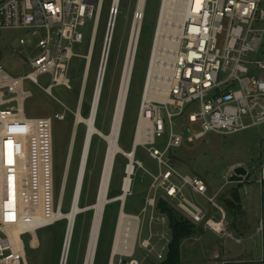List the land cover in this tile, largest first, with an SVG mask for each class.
I'll return each mask as SVG.
<instances>
[{"label": "built area", "instance_id": "1", "mask_svg": "<svg viewBox=\"0 0 264 264\" xmlns=\"http://www.w3.org/2000/svg\"><path fill=\"white\" fill-rule=\"evenodd\" d=\"M104 2L0 0V34H23L16 38L15 45L0 48V264H29L22 237L32 236L31 247L38 231L62 221L59 218L54 221L45 219V224L26 227L39 210L45 212L47 219L63 211L75 146V143L70 144L56 201L54 119L65 121L68 109L64 113H55L54 119L27 116L25 105L33 94L26 90L25 84L31 83L61 103L52 95V90L58 86L72 88L69 67L78 57L73 46L83 43L81 29L88 21L93 22L90 44L97 36ZM111 7L110 22L113 0ZM165 19L168 20V15ZM110 26L109 23V29ZM164 30L161 13L130 150L134 154L133 162L125 156L128 160L125 176L131 164L133 176L137 170L143 169L152 179L138 216L139 220L144 216V222L148 221V237L140 240L142 227H139L133 253L114 256L113 264L116 258H119V264H143L136 257L138 249L145 254L143 260L151 256L159 262L166 260L172 231L167 216L158 211L160 199L168 202L193 225L241 242L228 231V214L221 203V193L234 183L232 178L236 176V170L243 166H231L223 175L222 187L212 194L201 177L178 172L174 153L185 145L210 144L211 135L230 136L264 125V0H185L184 22L178 37H164ZM8 48L22 58L23 66L29 70L21 75L5 70L1 61L8 55ZM42 78L48 79V87L42 85ZM144 121L151 126V139L142 136L137 142L138 128ZM81 125L84 124L79 127ZM164 135H167L168 142L160 150L155 147L156 140ZM140 148L157 163V174L148 171L136 158ZM85 153L86 145H83L72 206ZM89 156L90 149L86 171ZM246 178L237 183L245 185ZM85 179L86 175L83 186ZM260 183H264V164ZM186 190L204 198L216 213L209 215L204 206L191 202ZM81 197L82 194L79 203ZM263 230L261 222L260 231ZM16 234L20 236L17 242L14 241Z\"/></svg>", "mask_w": 264, "mask_h": 264}, {"label": "rangeland", "instance_id": "2", "mask_svg": "<svg viewBox=\"0 0 264 264\" xmlns=\"http://www.w3.org/2000/svg\"><path fill=\"white\" fill-rule=\"evenodd\" d=\"M163 1L164 0H149L142 20L138 51L135 57L134 72L130 84L126 114L122 125V135L121 138H119L120 146L126 152L131 150L136 131L143 85L157 29L159 12L163 5ZM137 3L138 0H123L120 5V12L110 53V62L104 84V91L102 93L101 110H99L100 114L98 113L96 119V122L98 120V127L104 134H109L112 127L118 91L126 61L127 44L130 39L132 26L138 16L136 15ZM111 6L112 0H105L100 26L95 41L83 107L81 109V114L85 118L89 117L90 114L91 103L99 73V66L102 62L104 48L108 37L112 10ZM92 25V21L87 22V25L81 29L84 34L83 43L75 44L73 46V52L78 55V57H75L72 60L69 67V78L71 80L72 88L67 89L63 86H58L54 87L52 90V95L61 103H58L31 83L27 82L25 84L26 90L31 91L33 94V98L29 99L25 105V114L27 116L33 118L51 117L54 119L55 113H64L66 109H68V111L65 112V121L54 119L56 201L60 191L66 159L74 131L76 121L75 114L78 110V102L87 65L86 57L88 56L91 41ZM20 36H23V34L16 32H2L0 34V37H2V40H0V48H7L6 46L9 44L15 45L16 38ZM6 52L8 55L1 61V65L6 71L13 75H21L24 71L29 70L23 66L21 57L15 56L9 48ZM41 83L44 87H48L50 84L47 78H42ZM175 131L178 132L177 129ZM85 132L86 126L84 125H81L77 130V139L75 141L66 193L64 195V212H68L71 207ZM100 138L95 139V148L88 161V169L84 185L85 189L81 201V206L83 207H90L97 201L105 156L108 150L107 142L105 139L103 140V138ZM167 142V135H164L162 138L156 140L155 147L163 150L166 147ZM136 158L143 163L148 171L153 174L158 173L157 163L149 157L146 151L141 148L138 149ZM115 162L116 167L114 165V168L116 169V175L114 184L112 185V194H118L122 188V178L126 171L127 159L122 154H119L117 161L115 160ZM174 163L178 172L182 175H196L205 180L210 193L217 192L216 190L224 184L223 175L227 172L229 167L233 165H242L247 168L248 174H250L249 183L245 184L248 192L245 194L243 185H241L240 195L247 212L249 227H251L253 233H256L259 221L264 216V205L261 201L262 184L260 183L261 167L264 164V125L230 136L211 135L210 144L197 143L194 145H185L182 150H178L174 153ZM132 181V188L130 195L127 197L125 212L127 214L139 216L150 190L152 179L143 169H139L132 177ZM238 186L239 184L228 185L226 190H229L222 196V201L228 200L232 191L238 188ZM185 194L194 204L209 208V205L204 198L193 194L190 190H186ZM120 208V202L112 203L106 208L107 211L106 214H104V221L101 229L102 234L99 239L94 264H109L117 223L120 216ZM231 213H233L234 216L237 214V212ZM93 216V211L78 216V220L76 221L77 229L74 232L73 248H71L68 264L85 263ZM144 220V216H140V225L142 227L140 240L148 237V221L146 220V222H144ZM66 232L67 223L65 221L60 222L53 227L38 231L37 238L40 244L38 249L30 247V242L32 240L31 235L23 236L22 239L26 245L29 264H61ZM233 235L237 237L235 233H233ZM191 238H194V236ZM243 240L242 245L235 244L230 238L226 239V243L235 251L243 247L252 246L254 241H260L263 246L264 233L259 236L256 235L253 240ZM262 252L261 248L255 253L260 255ZM195 253L196 249H188L187 243H184L181 247V264H204L202 261L194 259ZM144 256V252L138 249L136 257L139 261H142ZM148 259V263L161 264V262H157L156 258L152 256ZM114 263L119 264V258H116Z\"/></svg>", "mask_w": 264, "mask_h": 264}, {"label": "bare ground", "instance_id": "3", "mask_svg": "<svg viewBox=\"0 0 264 264\" xmlns=\"http://www.w3.org/2000/svg\"><path fill=\"white\" fill-rule=\"evenodd\" d=\"M184 1L185 0H164L163 5L160 9L159 15L162 13L163 19L165 21V30H164V37H178V33L180 32V29L184 22ZM148 0H138L137 3V18L134 21V24L131 29V35L129 42L127 44V50H126V61L123 71L122 80L120 83V88L118 91L117 96V102L115 106V112H114V118L112 127L109 134H104L100 129H98L96 124V119L100 110V104L102 99V93L104 89V84L106 80L107 70L110 62V53L113 45V37L116 30L117 20L120 12V5L121 0H113V8L117 10L116 15H113L112 20L110 22L111 28L108 32L107 37V50L105 54V58L103 61V67L99 78V73L97 76V83L95 88V93L92 99L91 108H90V114L89 117L85 118L81 114V109L83 107V100L86 93L87 88V81L90 73L91 68V62L92 57L94 53L95 48V41L96 37H93V41L90 44V52L88 54L87 58V65L85 69L83 84L80 92V98L78 102V110L75 114L76 121L74 125V131L72 134L71 139V145H73L76 141L77 137V130L80 124H84L86 126V132H85V138H84V144L86 145V153L84 156L83 166L81 169V176L77 184L76 189V198L75 203L69 209L68 212H60L59 214H53L51 216V219H47V215H45V212L43 210H39L37 215L34 217V220L32 222L30 221L26 227L31 228L35 225L39 224H45L48 221H54L57 218L65 221L67 223V232L65 236V244L63 248V253L65 252L66 256V264H68L71 248L74 240V232L76 227V221L78 219V216L87 213L89 211L94 212L93 220H92V229L90 233L89 243H88V250L85 258L84 264H94L96 255H97V249H98V243L99 239L101 237V229L104 221V214L106 211V208L113 203V198L109 197L110 193V187H111V180L113 177L114 172V165L115 160L118 154V152H125L127 156L130 158V161L133 162L134 160V154L130 152L124 151L120 146L119 138H121L122 135V125L124 121V117L126 114V106H127V100L129 97L130 92V84L132 80V75L134 72V63H135V57L138 51V45L141 35V29H142V20L144 17V13L146 11ZM168 15V20L166 21L165 16ZM163 22V20H162ZM98 28L97 27V34H98ZM161 32V29H160ZM107 55V57H106ZM101 64L99 66V72H100ZM99 78V82H98ZM77 126V127H76ZM151 126L147 122H141L138 128V136H137V142L141 139L142 136L151 139ZM95 136L105 139V141L108 144V150L105 156V163L103 166V171L101 175L100 180V186L98 190L97 195V201L95 204H93L90 207H82L79 203L80 195L83 192V179L84 175H86V160L88 156V151L91 149V144L93 141V138ZM130 162V163H131ZM67 175V172H66ZM132 177H133V166L129 164L128 172L123 180L122 184V194L119 196L121 197L122 201H127V197L129 196V193L132 188ZM65 197V196H64ZM118 202L121 203V200ZM126 206V204H125ZM125 211V208H124ZM120 211L119 220L117 223L116 233L113 241V252L112 256L116 255H127L130 256L133 253V249L135 247V242L138 236L140 220L138 216H131L129 214H126V212ZM46 219V220H45ZM69 228V230H68ZM20 240L19 234L15 235L14 241L17 242ZM31 248L38 249L39 247V240L35 236ZM69 246V247H68ZM68 249V252H67ZM63 257V255H62ZM112 258V257H111ZM109 261V264H111V259ZM65 260V258H64Z\"/></svg>", "mask_w": 264, "mask_h": 264}, {"label": "crops", "instance_id": "4", "mask_svg": "<svg viewBox=\"0 0 264 264\" xmlns=\"http://www.w3.org/2000/svg\"><path fill=\"white\" fill-rule=\"evenodd\" d=\"M245 169L247 170V168H245ZM246 177H247L246 178L247 183H249L248 181L250 179V174H248V171H247ZM232 184H238V183H232ZM232 184H230V186ZM241 185H243V184H239V186H238L239 187V193H240V186ZM243 188H244V191H245V188L247 190L246 185H243ZM218 190H216V191H218ZM228 190H226V187H225V189L222 191L221 195L223 196L225 194V192ZM247 192H248V190H247ZM247 192L245 191V194ZM214 193H216V192H212V194H214ZM230 198L231 197L229 196L228 200ZM261 201H262V204L264 205V183L262 184ZM221 202H222V197H221ZM239 207H240V209L235 210V212H237V214H236L237 216L235 215L236 217L234 216L233 213L228 214V225H229L228 231L231 234L235 233L237 235V237H235V236L234 237L239 239L241 242L237 243L235 240H233V239H231V240L237 245H242L243 244L242 242L244 241L243 239L253 240V239H255L256 235L259 236V235L264 233V230L262 232L260 231L261 222H263V224H264V216L259 221V226L256 229V233H253V230L251 229V227H249V224H248V216H247V212L245 210V206L242 202L241 195H240ZM206 209L209 210V215H213L216 213L210 206H209V208H206ZM129 215L136 216V215H132V214H129ZM201 227L203 228V226H201ZM226 239H227V237H221V236L217 235L216 233L209 231V230H205L203 228L202 233L194 236V238L186 239L185 241L182 242V245L184 243H187L188 249L189 248L196 249L194 259L197 261L200 260L204 264H222L223 262H227L228 264H264V253H263L264 252V244L262 246V243L260 241H258V242L254 241L252 246L243 247V248L235 251L234 249L230 248L229 244L226 243ZM182 245H181V247H182ZM261 248L263 251L262 254L258 255L257 253H255L256 251H258ZM112 252H113V245H112L110 258L112 257ZM216 256H219L220 259L216 260L215 259ZM152 257H154V256H152ZM148 261H149V259L142 260L143 264H154V263H148ZM156 261L159 262L157 259H156ZM155 264H157V263H155Z\"/></svg>", "mask_w": 264, "mask_h": 264}, {"label": "trees", "instance_id": "5", "mask_svg": "<svg viewBox=\"0 0 264 264\" xmlns=\"http://www.w3.org/2000/svg\"><path fill=\"white\" fill-rule=\"evenodd\" d=\"M122 1L123 0H121V2ZM148 2H149V0H148ZM148 2H147V6H148ZM101 102H102V100H101ZM100 110H101V104H100ZM99 114H100V112H99ZM96 124L98 127V120H97ZM98 129H100V128L98 127ZM99 138L100 137H98V136H95L93 138V141L91 144V149H90V156H91V154L95 148V139H99ZM118 156H117V158H118ZM117 158H116V161H117ZM127 164H128V160H127ZM127 164H126V166H127ZM115 167H116V162H115ZM115 175H116V169L114 168L113 179H112L111 187H110V198H116L122 194V188L118 194H112V185L114 184V181H115ZM124 178H125V174L123 175V178H122V184H123ZM61 183H62V181H61ZM84 185H85V182H84ZM60 187H61V185H60ZM84 187L85 186H83L82 197H83V193H84V189H85ZM82 197H81V201H82ZM230 197L231 198L229 200L221 202L223 204V206L225 207V210L227 211L228 214L231 212H235V210L240 209V207H239V204H240L239 187L232 191ZM81 201H80V204H81ZM157 208H158L159 213L167 216V218L169 220V225H170V228L172 231V242L169 246V253L167 255L166 260L163 261L161 264H181V245H182V242L186 239H189V238L197 235V234L202 233L203 228L201 226L193 225L181 213H179L174 207H172L168 202H166L162 199L159 200ZM106 211H107V209H106ZM106 211H105V214H106ZM76 229H77V227H75V231H76ZM72 248H73V246H72Z\"/></svg>", "mask_w": 264, "mask_h": 264}, {"label": "water", "instance_id": "6", "mask_svg": "<svg viewBox=\"0 0 264 264\" xmlns=\"http://www.w3.org/2000/svg\"><path fill=\"white\" fill-rule=\"evenodd\" d=\"M116 12H117V10L113 8V15H116ZM110 28H111V26H110ZM107 42H108V40L106 41L105 48H104V53H103L102 62H101V68H100V72H99V78H100V74H101V71H102L103 61H104V58H105V54H107L106 53V50H107ZM106 57H107V55H106ZM99 78H98V82H99ZM119 153L122 154L123 156H127V154L125 152H120L119 151L118 154ZM246 175H247V170L245 168H243V167L238 168L236 170V176H234L232 178V181L234 183L240 182V181H242L243 177H245ZM119 200H121V208H120V211L122 212V211H124L126 202L125 201H122L121 197L118 196L116 198H113V203L118 202ZM68 230H69V228H68ZM67 252H68V249H67ZM66 256H65V252H64L63 253L62 263L61 264H66ZM64 258H65V260H64ZM113 260H114V256H112L111 264H113Z\"/></svg>", "mask_w": 264, "mask_h": 264}]
</instances>
